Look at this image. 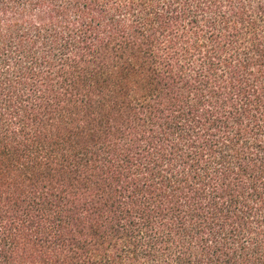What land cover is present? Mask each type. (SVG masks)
I'll list each match as a JSON object with an SVG mask.
<instances>
[{
  "label": "trees",
  "instance_id": "trees-1",
  "mask_svg": "<svg viewBox=\"0 0 264 264\" xmlns=\"http://www.w3.org/2000/svg\"><path fill=\"white\" fill-rule=\"evenodd\" d=\"M0 264H264V0H0Z\"/></svg>",
  "mask_w": 264,
  "mask_h": 264
}]
</instances>
